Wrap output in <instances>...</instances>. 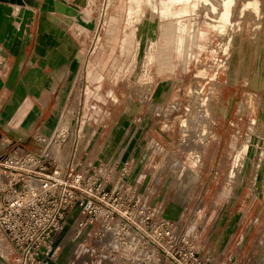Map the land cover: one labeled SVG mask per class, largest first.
<instances>
[{"label": "rangeland", "instance_id": "1", "mask_svg": "<svg viewBox=\"0 0 264 264\" xmlns=\"http://www.w3.org/2000/svg\"><path fill=\"white\" fill-rule=\"evenodd\" d=\"M22 1L11 32L28 67L0 92V152L23 145L24 170L44 152L46 172L60 154L133 173V233L98 217L77 234L73 212L50 264H264V0ZM14 257L1 238L0 264Z\"/></svg>", "mask_w": 264, "mask_h": 264}, {"label": "built area", "instance_id": "2", "mask_svg": "<svg viewBox=\"0 0 264 264\" xmlns=\"http://www.w3.org/2000/svg\"><path fill=\"white\" fill-rule=\"evenodd\" d=\"M33 139L47 145L51 138L34 135ZM16 148L0 152V235L15 254L12 264H50L59 249L57 238L73 212L77 213V234L98 217L107 233L118 228L133 233V173L128 160L103 159L84 164L81 159L69 157L64 169L56 167L46 172L50 161L41 152L40 161L30 162L24 170L21 166L32 152L25 149L19 157ZM148 219L145 216L141 223L144 229L149 228ZM167 225L170 227L165 218L158 216L152 227L162 230ZM183 238L186 234L179 242ZM177 246L179 243L173 244V249ZM189 255L195 259L194 252ZM176 263L180 264L179 260Z\"/></svg>", "mask_w": 264, "mask_h": 264}, {"label": "crops", "instance_id": "3", "mask_svg": "<svg viewBox=\"0 0 264 264\" xmlns=\"http://www.w3.org/2000/svg\"><path fill=\"white\" fill-rule=\"evenodd\" d=\"M22 2H23L22 0H0V38L4 36L3 38L5 39L4 42H2V45L8 47V55H7L8 67L6 68L4 65L3 68L5 67L4 69H6V72H11L8 74L7 79L4 80L2 83H0V92L7 94L16 92L17 88L15 82H16V77L18 76V72H23V70L27 69L28 67L27 64L28 62L25 63L24 61H26L29 58V55L27 54L24 55L21 52L23 41L21 39H17L16 37H14L11 32L12 19L14 18V16L17 15V13L21 9H23ZM9 36H10V40L8 41L7 39L9 38ZM6 98L4 100H6ZM2 103L4 102H1L0 106L3 105ZM58 121H60V117H58L54 125H56ZM34 130H35L34 131L35 135L39 134L40 136L43 137H49V135L46 136L45 133L38 127H35ZM10 133L19 137L23 136L21 135L22 134L21 131L15 129H11Z\"/></svg>", "mask_w": 264, "mask_h": 264}, {"label": "bare ground", "instance_id": "4", "mask_svg": "<svg viewBox=\"0 0 264 264\" xmlns=\"http://www.w3.org/2000/svg\"><path fill=\"white\" fill-rule=\"evenodd\" d=\"M243 1H245V0H243ZM260 1H261V0H260ZM214 2H215V4H217L216 1H214ZM230 2H231V0H224V1H223V5H224V6H227V5L230 4ZM235 2H236V1H235ZM238 2H239V0H238ZM261 2H262V1H261ZM109 3H111V0H107V5H108ZM200 3H201V2H200ZM244 3H245V2H244ZM235 4H236V3H235ZM104 5H105V4H104ZM220 5H221V4H220ZM238 6H239V4H238ZM238 6H237V7H238ZM245 6H246L247 8H249V9H251V10H254V11L257 9V7L254 5V3H253L252 0H250V2H249L248 4H246ZM261 6H262V3H261ZM239 7H240V6H239ZM200 8H201V7H200ZM218 10H219V9H218ZM237 10H238V8H237ZM241 10H242V9H241ZM235 11H236V10H235ZM236 12H237V11H236ZM207 13H208V12H207ZM104 14H106V11H104L103 15H104ZM217 14H218V13H217ZM234 14H235V13H234ZM234 14H233V16H234ZM238 14H239V12H238ZM166 16H167V15H166ZM237 16H238V15H237ZM237 16H235V17H237ZM219 17H220V20L225 21V20H226V17H227V12L224 11V12L220 13ZM236 19H237V18H236ZM210 20H211V19H210ZM214 20H215V19H214ZM253 20H254V19H253ZM230 21H231V20H230ZM197 22H198V21H197ZM233 25H234V24H233ZM233 25H232V26H233ZM85 27H86V26H85ZM229 31H230V30H229ZM232 31H233V30H232ZM232 31H231V32H232ZM225 36H226V35H225ZM227 36H228V35H227ZM227 36H226V37H227ZM231 37H232V35H231ZM222 44H223V43H222ZM146 70H147V68H146ZM77 88H78V87H77ZM77 92H78V91H77ZM78 93H79V92H78ZM77 95H78V94H77ZM200 103H201V102H200ZM202 104H203V103H202ZM76 107H77V106H76ZM76 112H77V111H76ZM76 112H75V113H76ZM73 117H75V116H74V113H73ZM73 117H72V118H73ZM72 118H71V120H73ZM193 118H194V117H193ZM196 118H197V117H196ZM198 119H199V117H198ZM194 120H195V118H194ZM194 120H193V121H194ZM74 121H76V120L74 119ZM63 122H64V121H63ZM63 122H62V123H63ZM70 122H71V121H70ZM196 122H198L197 119L195 120L194 123H196ZM192 123H193V122H192ZM74 125H75V124H74ZM64 126H65V125H63V124H60V125H59V132H58V133H54V135H53V139H52V140H53V143H54V141L56 140V138L59 139L60 141L65 140L64 137H62V135H63L62 133H66V132H65V129H64ZM65 127H66V126H65ZM68 127H69V126H68ZM66 129H67V128H66ZM56 132H57V131H56ZM61 134H62V135H61ZM66 134H67V133H66ZM68 134H69V136H70V133H68ZM64 135H65V134H64ZM69 136H68V137H69ZM54 138H55V139H54ZM61 138H62V139H61ZM66 138H67V137H66ZM69 138H72V137H69ZM52 140H51V141H52ZM70 140H71V139H69L68 141H70ZM70 142H71V141H70ZM70 142H69V143H70ZM60 144H61V143H60ZM59 146H60V145H59ZM48 147H49V146H48ZM16 150L24 151V150H25V147H24L23 145H18V148H16ZM45 152H47V151H45ZM58 152H59V151H58ZM43 154H44V152H43ZM29 155H30V154H28L26 157H28ZM56 157H57V167H58V168H61V169H64V168H65V165H66V162H67L68 159H64V161L62 162V161H61V158H62V157L60 156V154H58V156H56ZM36 176H40V175H36ZM31 177H34V176H31ZM1 238H4V237H3L2 235H0V239H1ZM4 239H5V238H4Z\"/></svg>", "mask_w": 264, "mask_h": 264}]
</instances>
